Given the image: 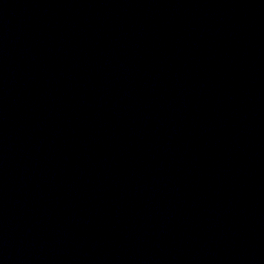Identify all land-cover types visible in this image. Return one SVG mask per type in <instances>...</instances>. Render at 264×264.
<instances>
[{
	"label": "water",
	"instance_id": "water-1",
	"mask_svg": "<svg viewBox=\"0 0 264 264\" xmlns=\"http://www.w3.org/2000/svg\"><path fill=\"white\" fill-rule=\"evenodd\" d=\"M0 264H264V0H0Z\"/></svg>",
	"mask_w": 264,
	"mask_h": 264
}]
</instances>
